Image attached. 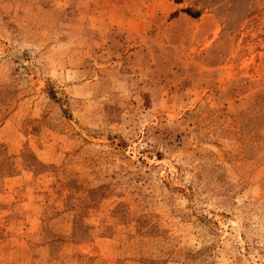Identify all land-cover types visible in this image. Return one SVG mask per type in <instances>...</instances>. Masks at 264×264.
Masks as SVG:
<instances>
[{"label": "rangeland", "instance_id": "obj_1", "mask_svg": "<svg viewBox=\"0 0 264 264\" xmlns=\"http://www.w3.org/2000/svg\"><path fill=\"white\" fill-rule=\"evenodd\" d=\"M0 264H264V0H0Z\"/></svg>", "mask_w": 264, "mask_h": 264}]
</instances>
